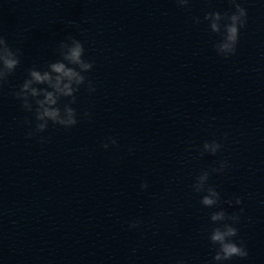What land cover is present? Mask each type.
Segmentation results:
<instances>
[{"label":"water","instance_id":"obj_1","mask_svg":"<svg viewBox=\"0 0 264 264\" xmlns=\"http://www.w3.org/2000/svg\"><path fill=\"white\" fill-rule=\"evenodd\" d=\"M229 3L0 0V36L22 54L0 85V264H219L210 234L233 223L212 221L220 209L240 215L233 239L249 253L225 264H264V0H243L247 24L224 58L205 15ZM68 34L94 61L96 91L76 94L77 125L29 138L34 113L12 92ZM211 139L223 148L200 155ZM221 159L230 167L207 181L220 200L203 205L193 184Z\"/></svg>","mask_w":264,"mask_h":264},{"label":"clouds","instance_id":"obj_2","mask_svg":"<svg viewBox=\"0 0 264 264\" xmlns=\"http://www.w3.org/2000/svg\"><path fill=\"white\" fill-rule=\"evenodd\" d=\"M187 0H177V4L182 6ZM230 11H211L206 13L205 19L210 21L211 29L214 32H221V39L214 43L216 53L224 58L234 55L237 51V42L240 38V29L247 24V11L243 0H230ZM223 21V23H221ZM198 22V18L196 20ZM59 58L49 61L45 67H30L27 69V76L23 82L19 84L18 90H14L12 95L21 101L24 111L34 113L35 127L32 128V121L26 120L29 130L27 137H32L37 133L44 132L49 122L65 128H70L78 124V112L74 105L77 102V93L80 92L81 86H85L89 94L96 91V86L86 73H89L94 67V61L85 59L84 43L68 34L64 39L60 40L57 46ZM21 51L12 48L4 36H0V85H3L8 77L15 72L21 63ZM62 98H70L61 105ZM188 115L187 112L184 113ZM91 113L85 111L83 118H89ZM228 134H224L227 139ZM45 140L41 137V141ZM118 144L116 136L106 137L102 143V147L107 150L110 146ZM223 148V143L217 139L205 140L200 155L209 153L215 155ZM131 152V147L129 148ZM218 166L211 169H204L195 179L193 188L197 192L203 191L205 194L201 198V203L206 206H212L220 200V192L213 186H207L209 176L213 173H223L225 169L230 167L227 159H221ZM147 187L146 181H141L140 188L143 190ZM225 203L232 207L240 205L242 200L239 196L234 199L229 198ZM245 210L243 207L239 209L240 213ZM212 221H227L233 223H223L215 227L211 234L210 240L213 244H218L215 249L213 261L219 264H225L232 261L234 257L244 259L248 256V250L243 241L237 242L234 237L238 235L236 225L240 221L239 214H229L224 209L216 211L211 216ZM143 223L142 219L134 218L128 220V228H138ZM177 264H184L182 259Z\"/></svg>","mask_w":264,"mask_h":264}]
</instances>
